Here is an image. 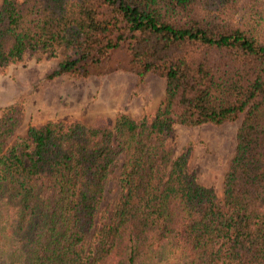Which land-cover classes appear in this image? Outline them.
Returning <instances> with one entry per match:
<instances>
[{
	"label": "trees",
	"instance_id": "obj_1",
	"mask_svg": "<svg viewBox=\"0 0 264 264\" xmlns=\"http://www.w3.org/2000/svg\"><path fill=\"white\" fill-rule=\"evenodd\" d=\"M35 52L60 56L49 79L152 71L165 95L151 113L48 119L11 142L23 111L2 109L0 264H264V0H0V68ZM242 112L219 200L169 137Z\"/></svg>",
	"mask_w": 264,
	"mask_h": 264
},
{
	"label": "rangeland",
	"instance_id": "obj_2",
	"mask_svg": "<svg viewBox=\"0 0 264 264\" xmlns=\"http://www.w3.org/2000/svg\"><path fill=\"white\" fill-rule=\"evenodd\" d=\"M60 56L49 57L44 52L26 54L16 63L0 68V114L10 104L22 108L23 119L15 135H25L29 124L39 125L48 119L87 123L111 122L119 111L137 117L151 113L164 98L165 79L148 72L138 80L135 72L119 67L103 74L80 76L65 73L54 78L46 74ZM243 112L233 121L220 124L203 123L173 125L169 140L176 153L190 146L188 165L198 181L214 188L222 199L223 179L234 153L236 130ZM116 171L105 184L102 205L110 209L119 195ZM9 263L15 256L12 247L4 248Z\"/></svg>",
	"mask_w": 264,
	"mask_h": 264
}]
</instances>
